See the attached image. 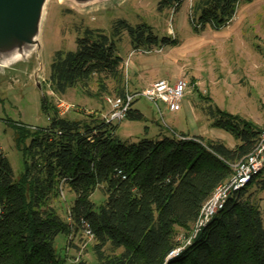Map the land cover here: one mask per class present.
<instances>
[{"label":"trees","instance_id":"obj_1","mask_svg":"<svg viewBox=\"0 0 264 264\" xmlns=\"http://www.w3.org/2000/svg\"><path fill=\"white\" fill-rule=\"evenodd\" d=\"M184 1L161 0L158 9L178 12ZM244 1L253 0L196 1L191 14L196 32L227 27ZM126 33L134 49L179 42L160 38L151 24L126 19L115 20L110 33L86 26L78 30L76 49L55 52L47 84L59 96L73 88L101 100L105 94L124 95L119 43ZM192 83L199 90L195 79ZM42 108L48 126L32 130L9 122L24 157L20 177L0 144V264H67L57 252V236L66 235L74 246L75 239L89 237L87 230L93 233L96 264H264V206L257 195L264 190V168L229 197L191 244L170 257L181 245L179 231L192 229L204 203L234 173L230 162L254 150L264 132L260 124L210 104L211 126L230 133L234 147L221 139L171 132L131 141L118 135L119 124L104 121L103 109L62 116L47 95ZM143 118L133 107L128 112V120ZM62 188L76 194L67 218L57 205ZM97 191L105 197L100 204L93 200ZM85 240L75 247L88 249Z\"/></svg>","mask_w":264,"mask_h":264},{"label":"rangeland","instance_id":"obj_2","mask_svg":"<svg viewBox=\"0 0 264 264\" xmlns=\"http://www.w3.org/2000/svg\"><path fill=\"white\" fill-rule=\"evenodd\" d=\"M160 1L97 0L83 6L72 0H47L38 37L40 47L36 46V50L24 58L0 67V144L16 178L24 172L25 162L16 144L15 129L9 122L29 125L32 130L48 126L50 118L42 108L44 95L49 96L62 116H82L97 109H103L106 114L109 110L106 94L101 100L82 92L80 88H73L66 95L59 96L47 83L55 52L76 49L78 30L90 26L104 28L110 33L113 22L119 19H126L133 25L151 24L160 38L168 35L179 41L176 45L143 53L131 46L129 35L125 34L119 43V50L125 59V82L132 93L163 78L172 83L180 78L189 82L178 111H170L163 101H159L165 120L154 102L137 96L133 108L141 111L144 118H126L119 124L117 133L123 140L162 138L171 132L169 128L193 133L192 120L196 116L201 118V128L226 134L224 142L229 145L230 140L235 138L225 130L211 126L207 114L210 104L253 120L264 128V0L242 2L230 25L221 30L208 26L199 33L191 21L192 8L198 0H185L178 12L173 9L160 12ZM192 77L199 90H195ZM112 86L113 83H110ZM91 90L94 93L97 91L95 83ZM202 95L209 96L212 103L205 101ZM191 112L194 115L190 116ZM206 135L214 137L211 133ZM257 195L264 206V190H259ZM75 199L76 194L64 188V194L56 204L66 218L68 208ZM104 199L100 191L93 195L97 204ZM193 231L194 225L188 232L181 229L179 241L185 244ZM84 238L75 239L73 246L66 235L57 236V252L67 257V264L80 261L96 264V256L91 250L93 238L86 239L88 249L75 247L82 244Z\"/></svg>","mask_w":264,"mask_h":264},{"label":"built area","instance_id":"obj_3","mask_svg":"<svg viewBox=\"0 0 264 264\" xmlns=\"http://www.w3.org/2000/svg\"><path fill=\"white\" fill-rule=\"evenodd\" d=\"M137 50H140L143 53L151 52L144 49ZM126 63L128 67L129 61ZM188 87L189 82L184 78H180L174 83L167 79H162L136 93H132L127 84L124 95L106 96L105 100L110 108L106 114H103L104 121L106 123L113 124H120L123 122L127 118L129 110L133 107L137 96L144 97L149 101L154 102L161 112L163 120H165L159 101H163L170 111H178L181 107L182 101L184 100ZM62 105H64V103L61 104L60 107H63ZM69 107H72V105H69ZM166 124L167 123L165 121V125ZM166 126L169 127L168 125ZM169 129L171 130V133H175L178 137L185 138L174 129ZM230 165L234 169V173L228 180L220 184L210 198L204 203L194 224V233L188 237L185 244L181 242V245L170 254V257L178 255L187 245L191 244L193 239L201 232V230L220 210L225 207L229 197L234 192L243 189L253 179V177L264 168V132L262 133L256 147L249 155L237 162H230ZM61 194H64V188H62ZM87 234L90 238H93V233L90 230H87Z\"/></svg>","mask_w":264,"mask_h":264},{"label":"water","instance_id":"obj_4","mask_svg":"<svg viewBox=\"0 0 264 264\" xmlns=\"http://www.w3.org/2000/svg\"><path fill=\"white\" fill-rule=\"evenodd\" d=\"M72 1L84 6L97 0ZM46 2L0 0V67L24 58L36 50V46L40 47L38 37Z\"/></svg>","mask_w":264,"mask_h":264},{"label":"crops","instance_id":"obj_5","mask_svg":"<svg viewBox=\"0 0 264 264\" xmlns=\"http://www.w3.org/2000/svg\"><path fill=\"white\" fill-rule=\"evenodd\" d=\"M164 79V78H163ZM193 79H195V78H193L192 77V80ZM160 80H162V79H160ZM156 81H159V80H156ZM156 81H154V82H156ZM153 82V83H154ZM152 84V83H151ZM194 85V84H193ZM182 102H184V100L182 101ZM181 106H182V103H181ZM191 115H194V114H192V112L190 113V116ZM195 118H193V127H192V129L191 130H193V133H190V131H189V133H187V132H185V131H178V130H175V131H177L178 133H185V134H188V135H190V136H196V135H201V136H204V137H206V138H213V139H221V140H226V138H225V135L226 134H224L223 132H217V133H215L213 130L212 131H209V129L207 130V128H201L200 127V125H199V121H200V117H197L196 118V116H194ZM212 134L214 137H207V135L206 134ZM236 145V142H235V140L233 141V140H230V143H229V146L230 147H234Z\"/></svg>","mask_w":264,"mask_h":264}]
</instances>
